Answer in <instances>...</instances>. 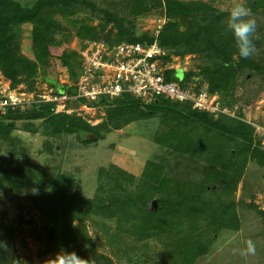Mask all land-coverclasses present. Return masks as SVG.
<instances>
[{
  "label": "trees",
  "instance_id": "16d2710c",
  "mask_svg": "<svg viewBox=\"0 0 264 264\" xmlns=\"http://www.w3.org/2000/svg\"><path fill=\"white\" fill-rule=\"evenodd\" d=\"M83 1L28 0L21 3L0 0V73L10 81L12 88L25 81L33 82L38 78L40 66L49 65L53 49L57 48L54 46L60 43L55 42L54 32L45 27L50 28L62 16L76 14L78 4ZM142 2L144 0H125L120 5L110 1L108 7H132L137 11L143 8ZM251 2L253 10L259 3L264 7V0H257V5ZM184 6L169 1L167 10L180 12L186 9ZM208 21L198 35L205 40L195 48L206 56L197 72L167 69L164 74L166 80L173 81L177 77L189 92L198 94L206 89L211 96L220 94L224 102V95L234 99L236 85L241 79L247 80L249 74L257 73L264 81V60L262 51L249 59L240 57L232 34L225 31L226 21L220 24L214 15ZM23 25L32 27L30 51L33 57L21 50ZM176 28L175 35L179 37L183 31L180 25ZM259 39L254 43L261 44L264 35ZM122 41L148 43L153 39ZM122 41L106 40L111 44ZM159 45L163 49L161 42ZM71 56H77L71 78L76 81V68H82L84 56L80 52ZM45 80L55 88V93L60 92L57 80ZM65 86L68 91L75 90L68 84ZM222 98L218 99L220 104ZM85 102L83 99L69 102V107ZM55 104L39 102L32 107L8 108L6 113H0V190L14 189L17 194L32 190L35 193L36 204L48 222V240L54 248L75 252L90 264H146L142 258L147 256L150 245L157 243L164 255L162 258L158 255L156 262L168 259L176 264H196L200 257L210 253L222 230H240L241 220L232 199L239 183L234 171L240 170L247 154L264 158L261 135L256 133L258 122L247 123L237 115L199 109L192 101L157 97L145 102L129 92L116 97L102 96L89 103L103 107L106 113L105 121L96 125L75 111L56 112ZM153 118L160 120L152 139L153 146L160 152L158 159H148L140 175L117 163L101 165L92 196L83 194L77 186V178L70 173L33 160V152L22 145L19 135L14 134L17 122L24 120L21 131L43 139L42 152L50 157L57 152L55 140L64 134L75 133L89 143L93 139L86 138L88 134L101 139L103 132L121 129L131 122L147 120V124ZM5 145L9 148L3 149ZM166 154L174 160L172 165L177 161L176 166L181 165L186 171L190 167L193 172L206 167L208 176L198 182L168 175L162 162ZM227 165L234 166L233 174L227 172ZM153 200L157 201L156 209ZM88 226H93L103 236L108 253L98 251Z\"/></svg>",
  "mask_w": 264,
  "mask_h": 264
},
{
  "label": "rangeland",
  "instance_id": "374dc122",
  "mask_svg": "<svg viewBox=\"0 0 264 264\" xmlns=\"http://www.w3.org/2000/svg\"><path fill=\"white\" fill-rule=\"evenodd\" d=\"M19 1L23 3L28 0ZM110 1H117L120 5L125 2V0H84L78 4L79 10L76 14L62 16L50 28L45 27L47 31L54 32L57 38L55 42L60 44L54 46L57 48L53 49L49 65L38 64L40 66L38 78L33 82H22L18 86L48 93L49 88L53 87L45 80L46 78L57 80L61 86L66 83L74 84L71 78L77 56H69L72 53L82 54L87 45L93 41L108 44L106 42L108 39L113 41L155 39L158 43L161 42L166 52L165 61L162 64L160 62L163 71L167 73V69H172V71L197 72L206 57L195 49L199 47L200 41L205 40L204 37L202 39L198 37L199 31L203 25L209 23V17L212 15L222 24V21L227 20L229 10L234 6L233 0H160L158 3L159 0H144L141 3L143 8L136 11L132 7L113 9L108 7ZM169 1L185 4L186 9L170 13V10H167ZM251 1L252 5H257V0ZM240 3L256 20V35L261 38L264 35V7L259 3V7L253 10L250 8V0H240ZM188 4L191 6L189 7ZM178 25L183 34L176 37ZM31 35L32 27L23 25L21 50L33 57L30 51ZM259 38L257 39L260 41ZM255 44L258 43L255 42ZM258 45L257 50L262 51L264 60V41L261 40V44ZM257 61L260 60L257 59ZM76 69L79 74L81 67ZM246 79H241L236 85L234 99H231V95L228 97L224 95L226 101L221 103L226 104L227 109L231 108L229 109L231 115H235L239 109L243 110L242 104L251 105L252 110H243L244 116L250 122H258L264 126V81L257 73H253V76L249 74ZM3 80L6 79L0 73V81ZM174 82L180 84L181 80L174 77ZM29 86L33 88L30 89ZM217 97L222 98L220 94H217ZM66 109L68 111L55 107L56 112L71 111L68 107ZM75 109L78 114L85 115L86 121L92 125L105 121L106 113L103 107L81 105ZM145 121L147 120L131 122L121 129L103 132L104 137L101 139H97L96 136L95 138L86 136L93 139V142L89 143L81 140L75 133L64 134L62 138L55 140L57 152L50 157L42 152L43 139L29 136L21 131L24 120L17 122L18 128L14 134L19 135L22 145L33 152V160L48 166H58L70 173L77 178V186L83 194L92 196L97 186L98 167L101 165L117 163L132 173L140 175L148 159H158L157 153L160 152L153 146L152 139L157 132L160 120L153 118L147 124ZM6 147L9 148L5 145L3 149ZM38 151H41V154H38ZM245 158H243L245 162L243 160L241 162L240 170L234 171V166L227 165V172L233 174L234 171L235 176L239 177L237 190L231 198L236 203V210L241 220L240 230H222L215 238L210 253L200 257L196 264H264V158L249 154ZM162 159L167 168L166 173L173 177L190 178L199 182L208 176L206 167L197 169L195 172L190 167L186 171L183 166H176L177 161L175 165H172L174 160L169 159L167 154ZM214 186L216 187V184ZM36 202L37 196L32 190H26L21 194H17L14 189L0 190V264H11L14 260L19 264H45L47 260L55 258L62 252L49 242L48 222ZM88 228L98 245V251L108 253L103 244V236L93 226ZM249 239L254 241L256 253L248 257L241 256V250L247 247L246 241ZM4 245L7 247L5 248ZM158 255L162 258L163 248L153 243L150 245V251H147V256L142 259L147 261L146 264H176L168 259L156 262ZM125 264H134V262Z\"/></svg>",
  "mask_w": 264,
  "mask_h": 264
},
{
  "label": "built area",
  "instance_id": "2783aa9c",
  "mask_svg": "<svg viewBox=\"0 0 264 264\" xmlns=\"http://www.w3.org/2000/svg\"><path fill=\"white\" fill-rule=\"evenodd\" d=\"M82 54L84 61L74 91L60 94L55 93L54 88H49L48 93L22 86L12 88L9 81L3 80L0 81V112L39 102H56L57 107L67 110V101H94L102 96L116 97L129 92L144 101L165 97L192 101L199 109L230 113L226 108L221 109L216 96L210 97L205 91L200 94L189 92L181 84L166 80L165 70L160 66V62L165 61L166 52L157 42H126L110 46L93 41ZM257 130L264 146V128L258 126Z\"/></svg>",
  "mask_w": 264,
  "mask_h": 264
},
{
  "label": "clouds",
  "instance_id": "9594fccd",
  "mask_svg": "<svg viewBox=\"0 0 264 264\" xmlns=\"http://www.w3.org/2000/svg\"><path fill=\"white\" fill-rule=\"evenodd\" d=\"M233 5L234 6L229 10V13H228V16H227L225 31H226V33L230 32L232 34V36L234 38V41H235V46H236V48L238 50L239 56L244 58V59H249V58H252L258 51L257 48H256V45L254 43V41L258 38L257 35H256L257 23H256V20L251 17L250 11L245 6H243L240 3V0H233ZM126 42L129 43L130 41H122V42L115 43V44H111V43H108V44L110 46H115V45L126 43ZM137 42H141V41H137ZM153 42H157L158 43V41L155 40V39L152 42H148V43H153ZM81 70H82V68H81ZM79 75H80V73L77 75V79H76V81H74V84H69V83H66V84H68L71 88L75 89V85H76V83L78 81ZM66 84H63L62 86L58 85V88L63 87ZM68 90L69 89L66 87V88L63 89V91H60L59 93L62 94L64 92H71V91H68ZM202 91L207 92L206 89L205 90L202 89ZM198 94H200V92ZM208 95L211 97L210 94H208ZM212 96H216V98L219 99V97H217V95H212ZM80 100H82V99H80ZM83 100H85V99H83ZM85 101L86 102L82 103L81 105H87L89 107L97 108L96 106H92V105L89 104V103L94 102L96 100H94V101L85 100ZM150 101L151 100L145 101V102H150ZM69 102H73V101L71 100ZM81 105H79L76 108H79ZM56 106H57V103L55 104V107ZM220 106H221V109L222 108H226L227 109V105L226 104H222L221 103ZM66 107H68V108H70L72 110L71 112H67V113H72V112L75 111L78 114V111H77V109H75V107H73V106L69 107V105H66ZM251 107H252L251 105H247L246 104L244 109H245V111L246 110H252ZM229 109H231V108H229ZM243 110H240V109L237 110L235 115H231L230 113H227V111L223 112V111L219 110L218 112L220 114H226V115L228 114L230 116H235V117L237 115L238 119H241V120H243V121H245L247 123H252V122H250L247 119V117L244 116L245 111H243ZM238 111H241L240 112L241 114ZM78 115H80V116L84 117V119H86L85 115H83V114H78ZM255 125H256V133L259 134L258 130H257V127L258 126L262 127V128H264V127L262 125H258V124H255ZM260 139L262 140V136L260 137ZM261 145L264 148V146L262 144V141H261ZM246 244H247V247L245 249L241 250V253H240L241 256L248 257L250 255H255L256 246H255L254 241L249 239V240L246 241ZM4 247L6 248L7 246L4 245ZM12 264H19V262L14 260V261H12ZM45 264H90V261L87 260V259L80 258L75 252L62 251V252L58 253L55 256V258H51V259L47 260L45 262Z\"/></svg>",
  "mask_w": 264,
  "mask_h": 264
},
{
  "label": "water",
  "instance_id": "95a60500",
  "mask_svg": "<svg viewBox=\"0 0 264 264\" xmlns=\"http://www.w3.org/2000/svg\"><path fill=\"white\" fill-rule=\"evenodd\" d=\"M63 89H64L63 87H60V88H59L60 91H63ZM88 136H89V134L87 135V137H88ZM90 136H91L92 138H95V136L92 135V134H91ZM153 204H154V209H156V207H157V201H156V200H153Z\"/></svg>",
  "mask_w": 264,
  "mask_h": 264
}]
</instances>
